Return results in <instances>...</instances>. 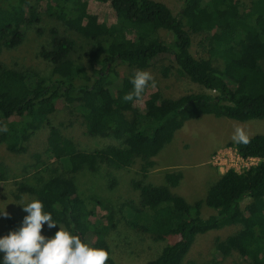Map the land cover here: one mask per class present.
<instances>
[{
    "label": "trees",
    "instance_id": "1",
    "mask_svg": "<svg viewBox=\"0 0 264 264\" xmlns=\"http://www.w3.org/2000/svg\"><path fill=\"white\" fill-rule=\"evenodd\" d=\"M45 1L92 45L78 53L76 40L54 27L49 45L40 50L47 72L0 63V129H5L0 130V145L26 152L36 133L48 130L44 154L51 166L45 159L36 166L44 165L50 175L38 185L16 180L15 197L26 193L39 199L58 224L107 249L106 264H116L107 235L120 220L156 241L175 239L146 264H183L198 234L226 226L233 231L216 239L215 251L238 254L247 264H264L263 133L249 136L246 145L229 140L240 156L258 161L243 171L227 169L203 198L189 202L174 191L184 178L182 170L167 171L165 184L146 181L157 164L155 156L187 120L204 114L241 121L264 118V0H183L177 14L159 0ZM104 5L113 12L112 21L100 18L98 10ZM39 19L30 0H0V51L19 45L25 27ZM195 37H200L197 55L191 52ZM163 55L173 57L166 75L176 71L204 90L170 97L149 91L148 85L141 99L124 102L132 85L123 79L114 90L119 65L145 70ZM59 99L68 101L73 117L82 118L88 135L115 143L82 152L53 125L51 107ZM81 160L117 168L138 161L142 177L131 182L138 197L102 213L101 200L81 198L76 192ZM7 171L0 158V181ZM205 205L213 209L207 217L202 216Z\"/></svg>",
    "mask_w": 264,
    "mask_h": 264
},
{
    "label": "rangeland",
    "instance_id": "2",
    "mask_svg": "<svg viewBox=\"0 0 264 264\" xmlns=\"http://www.w3.org/2000/svg\"><path fill=\"white\" fill-rule=\"evenodd\" d=\"M159 1L166 3L175 14L180 11L183 3V0ZM30 3L38 11L40 19L25 27V37L19 45L3 48L0 51L1 65L18 70L34 67L47 72L49 66L41 57L40 50L43 46L49 45V32L54 27L76 40L78 53L83 54L90 48L92 42L59 19L53 13L54 7L52 8L47 1L30 0ZM93 8L95 6L91 3V9ZM98 12L101 19L105 18L108 21L114 19L113 12L107 5L102 6ZM199 40L200 37L194 38L191 47L194 55L199 54L201 50ZM172 62V56L163 55L153 62V66L145 69L152 74L154 81V83L150 82L149 91L159 90L165 96L178 97L184 93L204 90L202 86L179 75L176 71L166 75L164 70H167ZM119 68L120 77L113 84L114 90L121 85L123 79H130L137 71L124 64L119 65ZM67 103V100L59 99L51 107V119L53 125L58 127L63 135L73 139L82 152L90 153L108 143H115V140L109 137L88 135L82 118L73 117L69 113ZM138 104L143 108L142 102ZM236 126H243L249 136L257 133L264 134V118L241 121L204 114L199 118L187 120L175 132L172 141L155 156L157 164L150 170L146 181L165 184L163 182L167 171L182 170L184 178L174 191L182 194L189 202L205 197L210 185L227 169L233 167L243 171L258 161L257 158L240 159L236 148L228 145ZM47 133V128L40 129L31 140L26 152H10L0 145V158L8 166L6 178L0 181V209L5 208L8 213L6 217L0 216V235L7 234L21 225L26 213L22 210L23 206L20 202L36 199L26 193L15 197L14 182L25 179L31 184L38 185L50 175V172L44 169V165L36 166L39 159L41 161L45 159V164L51 166L50 160L46 159L44 154ZM37 154L40 155L39 158ZM86 159L91 160L92 156L87 155ZM84 160L79 161V169L75 175L76 192L81 198L97 197L101 200L99 208L102 213L107 209H117V205L124 200L138 197V192L131 183L132 179L142 177L138 161L130 167L117 168L108 164L96 167L94 162ZM41 177H43L42 180H40ZM113 180L116 181L115 184L112 183ZM212 212L213 209L205 205L202 216L207 217ZM115 214L119 216L117 211ZM60 225L67 229L63 224H57L56 228L49 229L45 222L41 231L51 236ZM232 227L226 226L198 234L183 264H247V261L238 254L223 256L215 251L216 239L224 238L233 231ZM174 240V238H168L156 241L147 234L137 232L123 220H120L117 227L107 235L110 252L116 264H146L160 253L166 243Z\"/></svg>",
    "mask_w": 264,
    "mask_h": 264
},
{
    "label": "clouds",
    "instance_id": "3",
    "mask_svg": "<svg viewBox=\"0 0 264 264\" xmlns=\"http://www.w3.org/2000/svg\"><path fill=\"white\" fill-rule=\"evenodd\" d=\"M153 81L152 74L146 70H137L130 78L132 89L126 92L124 102H134L142 98L146 87ZM5 130V129H0ZM236 144H248L250 137L243 126H236L231 136ZM26 213L21 225L7 234L0 235V264H106L109 251L94 247L79 234L63 228L61 225L54 235L47 236L41 229L47 222V228H56L50 212L43 210L39 199L21 201ZM5 208L0 216H7Z\"/></svg>",
    "mask_w": 264,
    "mask_h": 264
},
{
    "label": "built area",
    "instance_id": "4",
    "mask_svg": "<svg viewBox=\"0 0 264 264\" xmlns=\"http://www.w3.org/2000/svg\"><path fill=\"white\" fill-rule=\"evenodd\" d=\"M237 151V150H236ZM237 154L239 155V153L237 152ZM240 159H242V160H246V159H249V158H243L242 156H238ZM250 158H254V157H250Z\"/></svg>",
    "mask_w": 264,
    "mask_h": 264
}]
</instances>
